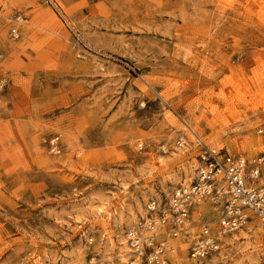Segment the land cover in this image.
<instances>
[{
  "label": "rangeland",
  "instance_id": "1",
  "mask_svg": "<svg viewBox=\"0 0 264 264\" xmlns=\"http://www.w3.org/2000/svg\"><path fill=\"white\" fill-rule=\"evenodd\" d=\"M197 138L264 156V0H0V264H158L131 230L161 264H264L254 217L189 256L207 199L168 233Z\"/></svg>",
  "mask_w": 264,
  "mask_h": 264
},
{
  "label": "built area",
  "instance_id": "2",
  "mask_svg": "<svg viewBox=\"0 0 264 264\" xmlns=\"http://www.w3.org/2000/svg\"><path fill=\"white\" fill-rule=\"evenodd\" d=\"M15 32L16 28L12 27L10 34L14 35ZM197 139L200 149L194 165V179L189 186L175 188L168 200L171 227L168 233L175 236L187 228L185 223L193 203L207 199L218 206L220 214L217 229L212 230L204 222L189 245V256L202 259L219 249L222 242L220 235L239 229L250 218L254 217L264 225V184H260L257 178L264 156L247 158L240 154H230ZM155 204L152 200L150 209H154ZM167 220V217L161 215L158 219H151L147 228L163 227ZM129 234L134 252L142 256L144 262H165L164 242L154 241L153 235L140 237L133 234V230Z\"/></svg>",
  "mask_w": 264,
  "mask_h": 264
}]
</instances>
